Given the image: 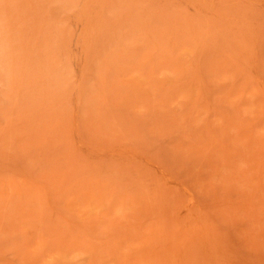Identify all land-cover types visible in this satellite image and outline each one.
I'll use <instances>...</instances> for the list:
<instances>
[{"label":"rangeland","instance_id":"374dc122","mask_svg":"<svg viewBox=\"0 0 264 264\" xmlns=\"http://www.w3.org/2000/svg\"><path fill=\"white\" fill-rule=\"evenodd\" d=\"M0 264H264V0H0Z\"/></svg>","mask_w":264,"mask_h":264}]
</instances>
